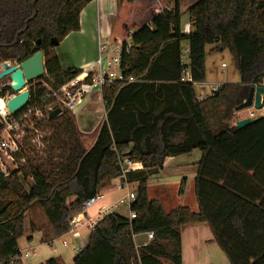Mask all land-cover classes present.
Wrapping results in <instances>:
<instances>
[{"label": "trees", "instance_id": "16d2710c", "mask_svg": "<svg viewBox=\"0 0 264 264\" xmlns=\"http://www.w3.org/2000/svg\"><path fill=\"white\" fill-rule=\"evenodd\" d=\"M88 2L0 0V62L20 63L42 51L40 78L52 87L78 75L80 70L62 69L51 39L59 44L78 31ZM179 4L119 0L110 37L122 47L131 42L120 68L134 80L102 88L104 119L90 147L83 146L72 113L62 110L41 123L49 132L43 155L25 153L20 168L6 177L0 173V264L18 255L17 240L32 202L62 236L82 203L122 175L134 184L129 209L135 218L104 215L72 264H182L180 230L198 223L209 227L230 264H264V116L242 129L228 123L249 87L264 78V0H197L186 10L188 32L180 26ZM207 45H214L212 53L228 49L240 81L199 99L193 86L205 80ZM186 68L192 82L181 80ZM6 93L11 94L9 86L0 97ZM208 101L223 104L216 126L209 122ZM193 150L201 153L194 178L197 210L175 206L166 212L148 197L147 179L165 158ZM124 159L142 169L123 172ZM145 232L153 238L136 248L133 236ZM44 264L60 263L51 258Z\"/></svg>", "mask_w": 264, "mask_h": 264}, {"label": "crops", "instance_id": "0c3cea01", "mask_svg": "<svg viewBox=\"0 0 264 264\" xmlns=\"http://www.w3.org/2000/svg\"><path fill=\"white\" fill-rule=\"evenodd\" d=\"M117 9V0H92L85 5V7L80 11L79 14V30L70 32L60 42V44H68V50L65 52L68 53V56L67 54L66 56L69 58V61H65L64 63L60 59L58 53H56L63 70L70 68L81 70L87 64L93 62L97 58V38L100 36H110L112 24L111 18L115 17ZM189 30L190 29H182V32H188ZM75 40H77L76 42L80 43L75 45ZM87 44L88 46L90 45V47H87ZM77 52L79 53L80 58L78 59V61L75 60V62L73 63L70 59H72L71 57ZM237 83L239 82L221 81L219 83H212V87L215 85L221 86L224 84ZM202 84L203 86H205L204 82ZM262 84L264 85V78L262 80ZM211 94L212 89H210L209 93H203L202 95L209 97L211 96ZM202 95H196V97L200 98L202 97ZM222 107L223 104L216 101H208L206 103V110L209 122L212 126H216L219 123L218 120ZM103 111L104 107L101 99V93L98 90H95L88 94L81 103V105H79L78 108L72 111L71 113L74 119L76 120L74 121L78 125L80 131L84 134L90 135L97 129L98 125L104 119ZM233 115H237V113H233ZM212 117L215 120L214 124L211 122ZM231 119L228 121L230 126L235 125L236 121L241 118L236 117V121H231ZM200 158L201 153L199 150H193L189 154H184L180 156L167 157L164 160L162 168L157 173L151 174L148 178L155 179L156 181H158L163 179L164 173H166L167 169L171 167L187 168V166H192L193 168H195V178L196 163L200 160ZM149 179H147V195L150 189ZM184 180H182L181 183L184 184ZM129 185L131 187L134 186V184ZM121 190L122 189L117 188V179H112L101 190V193L103 194V200H100L98 203H96V206L93 205L94 207L92 206L91 208H89L87 214L95 215L99 212L101 205L111 204L112 202H115L119 198L123 197L125 193L121 194ZM125 191L128 192L127 189ZM71 200L72 198H70L68 202H70ZM189 208L192 209L190 205ZM193 208H196L197 210L195 195L193 200ZM88 237L89 230L85 225L76 228L75 230H73V232H67L62 236H56L51 230L50 226L42 227L40 225H34L30 228L29 232H23V235L17 240V245L19 250H27L29 252L28 257L23 261L22 264H44L47 260L51 258L57 259L60 264H72L74 256L86 246L88 242ZM136 239L137 241H139L138 243H140L144 241L145 237L143 235H138L135 240ZM180 239L182 264H206V261L208 262V264H217V262L218 264H230L225 255L218 248L209 227L205 223L192 224L182 227L180 230ZM207 246H209L208 249L210 248L213 250L212 253H214L215 255V258H213V260H215V262H210V258L208 256H200L204 254V251L207 250ZM188 255L189 257L187 258Z\"/></svg>", "mask_w": 264, "mask_h": 264}, {"label": "built area", "instance_id": "2783aa9c", "mask_svg": "<svg viewBox=\"0 0 264 264\" xmlns=\"http://www.w3.org/2000/svg\"><path fill=\"white\" fill-rule=\"evenodd\" d=\"M103 37L100 36L97 38V58L82 68L78 75L56 87H52L41 78L36 79V84L32 86V96L29 94L28 101L22 109L17 112H9L6 107L3 111L0 109V173L4 177L25 163L24 154L28 152L24 149L25 144H28L32 148L33 146L38 147L41 144L43 145L48 131L41 129V123L45 117H48L49 112L55 108H59L60 112L62 110L72 112L81 105L85 97L91 92L98 90L101 93L104 86H111L114 82L127 83L134 80L132 77L126 78L120 68L122 52L125 51L127 53L129 51L132 46L131 42L128 40L125 46L122 47L114 42L101 40ZM2 62H7L9 65L18 64L11 61ZM2 62H0V70H2ZM182 63L186 65L187 61H183ZM181 80L192 82L188 68L182 71ZM5 86L6 84L0 80V91ZM219 87V85L213 86L211 88V95ZM39 89L42 90L39 92ZM12 95L6 93L0 99L6 102ZM203 98H207V96H202L199 99ZM246 110L247 116L245 118L251 119L256 116H264V104L260 108H254L251 105ZM123 163L125 165L123 172L142 169L141 164L137 162H130L124 159ZM128 185L129 183L124 180L123 175L118 178V189H126ZM102 198L103 194L98 192L85 200L82 203L80 211L71 216L68 232H73V230L82 225H85L89 231L93 230L102 216L117 212L121 205L127 207L128 219L135 218L136 214L129 209L130 203L135 199L133 187L115 202L108 205H101L97 214L88 215V209L98 203ZM142 235L145 239L141 243H135L136 248L146 245L153 238L152 232H145ZM137 236H133L134 241ZM28 254L29 252L27 250L22 251L18 249V255L5 264H22L28 257Z\"/></svg>", "mask_w": 264, "mask_h": 264}, {"label": "rangeland", "instance_id": "374dc122", "mask_svg": "<svg viewBox=\"0 0 264 264\" xmlns=\"http://www.w3.org/2000/svg\"><path fill=\"white\" fill-rule=\"evenodd\" d=\"M197 0H180V11L182 13L180 17V26L183 30L185 29H191V26L189 25V16L186 13V10L188 7H190L192 4H194ZM119 2V0H117ZM114 17L111 18V22L113 24L114 22ZM111 24V27H112ZM103 41H109L112 42V39L109 35L104 36L101 38ZM77 40L74 41V44L77 45L80 42H76ZM68 45V44H67ZM67 45L66 43L64 44H58L54 47V52L58 53L60 56V59L65 63V61H69L68 59V53L67 51ZM87 47L88 44L86 45ZM181 46L183 49H187L188 45L186 41H183L181 43ZM214 45H207L205 50H206V55H205V61H206V69H205V80L203 86L202 83H195L194 84V91L197 96L202 95L203 93H209L212 83H219L221 81L225 82H239L240 77L235 69V64L232 55L228 51V49H223L222 51L219 52H210V48H212ZM67 54V56H66ZM71 62H75V60L78 61L80 58L79 53H75L72 57ZM183 61L186 62L188 61V56L184 54L183 56ZM223 65V66H222ZM114 69V68H113ZM44 76V75H43ZM42 76V77H43ZM41 77V78H42ZM40 79V78H38ZM2 83H5L6 86H9L8 84V79L3 78L1 80ZM36 84V79L31 80L29 83L27 82L25 85V89L29 91V88H32ZM11 94L13 92L11 91ZM9 94V95H11ZM5 96V95H4ZM203 96V95H202ZM104 112V111H103ZM102 112V113H103ZM237 115H233L231 121H236V117L240 118H245L247 116V110L242 109L239 110L238 112H234ZM104 116V113H103ZM75 120V119H74ZM76 121V120H75ZM211 122L214 124L215 120L212 117ZM76 124V122H75ZM76 127L80 133V139L85 148L90 147L92 144V137L94 135V132L91 133L90 135L84 134L80 131L78 125L76 124ZM49 134V132H48ZM48 136V135H47ZM27 143V141L25 140ZM46 145V140L43 141V145H39L38 147H30L28 144H25L24 149L27 150L29 154L34 155V156H42L43 155V148ZM198 152V151H196ZM194 170L192 166H187V168H180V167H171L166 170V173H164V177L161 180L156 181L155 179H149V193L148 196L150 199H156L159 200L162 205L164 210L167 212L169 209L173 208L174 206H186L189 208H192V211H196V208H193V200H194V194H193V178H194ZM185 179V180H184ZM118 180V179H117ZM184 180V184H182V187L180 186V183ZM162 181V182H161ZM163 183V184H162ZM129 188H131L130 185H128ZM126 188L127 191L129 188ZM125 188L121 190V194L126 193ZM181 189V190H180ZM131 190V189H130ZM101 192V190L99 191ZM115 198V196H114ZM103 199H101L102 201ZM96 206V205H94ZM93 206V207H94ZM194 209V210H193ZM37 213V214H36ZM117 213L121 215H127L128 210L125 205H121L117 211ZM103 217V216H102ZM34 225H40L42 227H49L47 220L43 216L41 209L39 205L36 202H32L30 204L29 209L25 213V222H24V232H29L30 228ZM69 238V237H67ZM136 243L137 239L135 240ZM209 246H207V250L204 251V254L200 256H208L210 259V262H215L213 258H215L214 253H212V249H208ZM212 248V247H211ZM189 255L187 256V258ZM206 264L208 262L206 261ZM218 264V262H217Z\"/></svg>", "mask_w": 264, "mask_h": 264}, {"label": "water", "instance_id": "95a60500", "mask_svg": "<svg viewBox=\"0 0 264 264\" xmlns=\"http://www.w3.org/2000/svg\"><path fill=\"white\" fill-rule=\"evenodd\" d=\"M92 1V0H89ZM51 43L56 46L58 44L55 38L51 39ZM42 51H36L30 57L24 61L13 65H9L7 62H2V70H0V80L7 78L9 81V87L13 92V95L5 102V106L9 112H17L22 109L28 101L29 91L25 89V85L28 81L40 78L44 73V61ZM264 77V71H263ZM264 104V85L262 83L254 84L249 87L247 97L234 108L235 112L242 109H247L251 105L254 108H260ZM60 113L59 108H55L48 114V118H53ZM262 116H256L254 118H244L236 121L235 126L239 129L252 124Z\"/></svg>", "mask_w": 264, "mask_h": 264}, {"label": "bare ground", "instance_id": "6f19581e", "mask_svg": "<svg viewBox=\"0 0 264 264\" xmlns=\"http://www.w3.org/2000/svg\"><path fill=\"white\" fill-rule=\"evenodd\" d=\"M5 102L0 99V109L3 111L5 109Z\"/></svg>", "mask_w": 264, "mask_h": 264}]
</instances>
